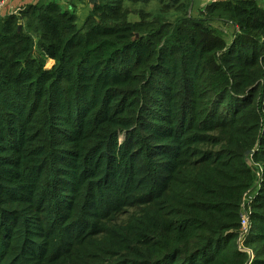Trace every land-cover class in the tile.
I'll list each match as a JSON object with an SVG mask.
<instances>
[{
  "label": "trees",
  "instance_id": "obj_1",
  "mask_svg": "<svg viewBox=\"0 0 264 264\" xmlns=\"http://www.w3.org/2000/svg\"><path fill=\"white\" fill-rule=\"evenodd\" d=\"M62 1L0 17V264H264V8Z\"/></svg>",
  "mask_w": 264,
  "mask_h": 264
},
{
  "label": "crops",
  "instance_id": "obj_2",
  "mask_svg": "<svg viewBox=\"0 0 264 264\" xmlns=\"http://www.w3.org/2000/svg\"><path fill=\"white\" fill-rule=\"evenodd\" d=\"M38 1L39 0H0V17L16 14L23 5L35 4ZM215 1H227V0H192L191 8L193 7V9L200 10L209 3ZM255 1H257L258 4L262 8H264V0H255ZM72 4L76 6L78 11H80V8H83V10L87 12L90 11L87 0H74ZM65 7L69 9L68 5H65Z\"/></svg>",
  "mask_w": 264,
  "mask_h": 264
},
{
  "label": "rangeland",
  "instance_id": "obj_3",
  "mask_svg": "<svg viewBox=\"0 0 264 264\" xmlns=\"http://www.w3.org/2000/svg\"><path fill=\"white\" fill-rule=\"evenodd\" d=\"M72 2L73 1H66V0L65 1H62L61 2V7L63 9H68V8L65 7V5H68L69 6V9L71 11H73L76 14V16H77V19H78V23L77 24H78V26H81L82 23H83V21H84V19L86 18V16L89 14L90 11L87 12V11L83 10V8H80V11H78L77 8H76V6H74L72 4ZM24 7H26V5H23L21 8H24ZM89 9L91 10L90 6H89ZM198 11H199L198 9H193V7H192V8L189 9L188 13L190 14V17L197 18ZM50 64L51 63L48 62L47 63V67H49Z\"/></svg>",
  "mask_w": 264,
  "mask_h": 264
},
{
  "label": "built area",
  "instance_id": "obj_4",
  "mask_svg": "<svg viewBox=\"0 0 264 264\" xmlns=\"http://www.w3.org/2000/svg\"><path fill=\"white\" fill-rule=\"evenodd\" d=\"M247 226H248V218H247V212L245 210L244 211V215L242 217V221H241L242 230H241V234H240V237H239L238 248L241 251L247 253L249 256H251L252 255L251 251L242 247V239L244 238V235L247 232Z\"/></svg>",
  "mask_w": 264,
  "mask_h": 264
},
{
  "label": "water",
  "instance_id": "obj_5",
  "mask_svg": "<svg viewBox=\"0 0 264 264\" xmlns=\"http://www.w3.org/2000/svg\"><path fill=\"white\" fill-rule=\"evenodd\" d=\"M88 5L90 6V8H94V6H96L98 4V0H87ZM251 152H247L245 154V163L250 167L251 166V161L249 159V155Z\"/></svg>",
  "mask_w": 264,
  "mask_h": 264
}]
</instances>
